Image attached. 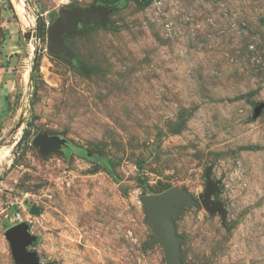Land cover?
<instances>
[{"label": "rangeland", "instance_id": "374dc122", "mask_svg": "<svg viewBox=\"0 0 264 264\" xmlns=\"http://www.w3.org/2000/svg\"><path fill=\"white\" fill-rule=\"evenodd\" d=\"M72 9L102 24L54 54ZM172 188L180 264H264V0H0V264L22 222L43 264H166L140 198Z\"/></svg>", "mask_w": 264, "mask_h": 264}, {"label": "water", "instance_id": "95a60500", "mask_svg": "<svg viewBox=\"0 0 264 264\" xmlns=\"http://www.w3.org/2000/svg\"><path fill=\"white\" fill-rule=\"evenodd\" d=\"M102 19L90 9H72L71 11H60L48 29V37L51 51L57 55H65L64 38L74 34H83L90 29L99 27ZM24 39L29 41L30 35L23 34ZM263 105L255 106V114H258ZM32 144L40 153L62 152L68 148V141L59 135L38 133ZM217 185L207 181L206 190L200 199V204L210 214H224V210L218 203L211 201ZM142 209L146 216V222L154 229L155 235L149 240V246L161 244L164 249L166 264H180L178 260L180 238L176 236L172 218L179 213L180 206L184 203L193 205L194 201L184 190L168 189L160 194L145 195L140 198ZM31 214H38L35 207L29 209ZM9 241L11 255L17 264H43L37 253L30 250L36 237L30 232L28 223H18L9 227L5 233Z\"/></svg>", "mask_w": 264, "mask_h": 264}, {"label": "bare ground", "instance_id": "6f19581e", "mask_svg": "<svg viewBox=\"0 0 264 264\" xmlns=\"http://www.w3.org/2000/svg\"><path fill=\"white\" fill-rule=\"evenodd\" d=\"M17 13H18V15H19L20 17H22V16H23V9H22V7H21V6L18 8V11H17ZM22 19H23V18H22Z\"/></svg>", "mask_w": 264, "mask_h": 264}, {"label": "flooded vegetation", "instance_id": "af4514ba", "mask_svg": "<svg viewBox=\"0 0 264 264\" xmlns=\"http://www.w3.org/2000/svg\"><path fill=\"white\" fill-rule=\"evenodd\" d=\"M57 17V15H54L53 19H55ZM54 21V20H53ZM69 149V144H68V148L67 149H63L64 150H68Z\"/></svg>", "mask_w": 264, "mask_h": 264}, {"label": "trees", "instance_id": "16d2710c", "mask_svg": "<svg viewBox=\"0 0 264 264\" xmlns=\"http://www.w3.org/2000/svg\"><path fill=\"white\" fill-rule=\"evenodd\" d=\"M81 150V149H80ZM69 151V150H68ZM70 152V151H69ZM80 154V153H79Z\"/></svg>", "mask_w": 264, "mask_h": 264}, {"label": "built area", "instance_id": "2783aa9c", "mask_svg": "<svg viewBox=\"0 0 264 264\" xmlns=\"http://www.w3.org/2000/svg\"><path fill=\"white\" fill-rule=\"evenodd\" d=\"M19 215V214H18ZM19 218V217H18Z\"/></svg>", "mask_w": 264, "mask_h": 264}]
</instances>
